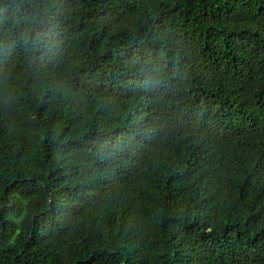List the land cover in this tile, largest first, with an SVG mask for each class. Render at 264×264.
<instances>
[{"label": "trees", "instance_id": "1", "mask_svg": "<svg viewBox=\"0 0 264 264\" xmlns=\"http://www.w3.org/2000/svg\"><path fill=\"white\" fill-rule=\"evenodd\" d=\"M0 264H264V0H0Z\"/></svg>", "mask_w": 264, "mask_h": 264}]
</instances>
